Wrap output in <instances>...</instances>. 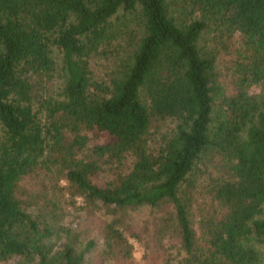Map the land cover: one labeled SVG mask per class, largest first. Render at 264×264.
Segmentation results:
<instances>
[{"label":"trees","instance_id":"obj_1","mask_svg":"<svg viewBox=\"0 0 264 264\" xmlns=\"http://www.w3.org/2000/svg\"><path fill=\"white\" fill-rule=\"evenodd\" d=\"M253 85L264 90V0H0V262L84 263L95 241L55 249L40 220L67 190L120 214L104 224L106 260L131 259L119 228L148 207L165 210L163 264H259L264 110ZM215 156L216 174L205 164ZM199 189L209 205L195 230Z\"/></svg>","mask_w":264,"mask_h":264},{"label":"rangeland","instance_id":"obj_2","mask_svg":"<svg viewBox=\"0 0 264 264\" xmlns=\"http://www.w3.org/2000/svg\"><path fill=\"white\" fill-rule=\"evenodd\" d=\"M217 70L223 72V63L219 60L217 63ZM222 80L227 85L226 78L222 75ZM251 95L257 96L262 103L264 110V90L260 85H253L249 89ZM173 125V124H170ZM169 126V122H162L159 124V129L165 131ZM160 132V133H161ZM159 136V135H158ZM205 164L211 173L216 174L217 168L215 165L218 163L219 157L205 158ZM204 170L205 167L202 166ZM109 173L103 172L95 178V182L99 185H104L105 180L108 178ZM35 181V180H34ZM24 187L34 191L36 189L33 180H25ZM59 184H64L63 180L59 181ZM200 190V191H199ZM194 196V208L191 209L190 218L195 230H199V222L203 215L208 210V199L202 197L201 189ZM30 191V192H31ZM56 207L51 213H47L45 219L40 218L42 223H47L53 226L54 235L47 241L49 245H52L55 249L60 248L63 244L69 243L76 246L78 249L89 241H95V246L92 251L86 255L83 264H152L155 260V264H163L168 255L166 247L168 246L167 239L163 242H158L159 235H155V230L158 227V221L164 214V209H151L148 207H142L136 211L129 212L125 218V222L129 223V227H120L123 234L127 237L128 241L133 246L132 257L129 260H123L121 258H115L114 256L108 257L101 256V250L103 248V229L104 224L107 221H111L113 217L120 215L119 213L113 214L111 210H107L103 207H96L93 210L88 207L83 197L70 196L67 190L60 192L56 197ZM42 207H45L44 203L34 206L30 209V213L35 215L40 214ZM43 211V212H44ZM264 216V214H263ZM131 232H136L140 235V239L137 240L131 235ZM172 242V241H171ZM259 264H264V246L258 245ZM172 256L176 255V250L172 249ZM105 262H104V260ZM150 259V260H149ZM0 264H30L20 257H12Z\"/></svg>","mask_w":264,"mask_h":264}]
</instances>
